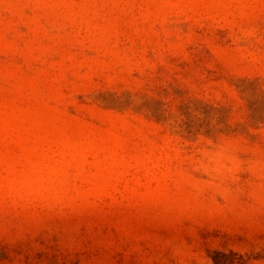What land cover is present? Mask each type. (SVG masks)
Listing matches in <instances>:
<instances>
[{
	"label": "rangeland",
	"instance_id": "374dc122",
	"mask_svg": "<svg viewBox=\"0 0 264 264\" xmlns=\"http://www.w3.org/2000/svg\"><path fill=\"white\" fill-rule=\"evenodd\" d=\"M0 264H264V0H0Z\"/></svg>",
	"mask_w": 264,
	"mask_h": 264
}]
</instances>
